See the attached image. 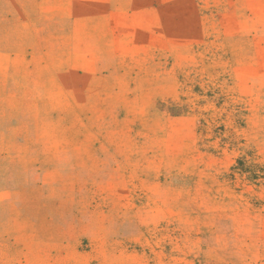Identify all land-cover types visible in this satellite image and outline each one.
<instances>
[{
	"label": "rangeland",
	"instance_id": "374dc122",
	"mask_svg": "<svg viewBox=\"0 0 264 264\" xmlns=\"http://www.w3.org/2000/svg\"><path fill=\"white\" fill-rule=\"evenodd\" d=\"M0 264H264V0H0Z\"/></svg>",
	"mask_w": 264,
	"mask_h": 264
}]
</instances>
